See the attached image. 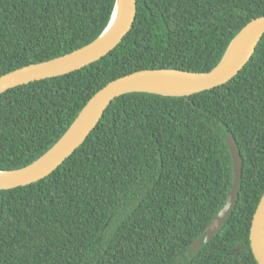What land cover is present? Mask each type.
Returning a JSON list of instances; mask_svg holds the SVG:
<instances>
[{
  "label": "trees",
  "instance_id": "16d2710c",
  "mask_svg": "<svg viewBox=\"0 0 264 264\" xmlns=\"http://www.w3.org/2000/svg\"><path fill=\"white\" fill-rule=\"evenodd\" d=\"M135 23L108 55L0 94V170L45 154L87 102L135 71H211L264 0H137ZM116 0H0V76L94 41ZM240 194L208 244L189 249ZM264 194V36L229 82L191 96L116 98L86 141L46 178L0 190V264H258L250 231ZM181 257H183L181 259Z\"/></svg>",
  "mask_w": 264,
  "mask_h": 264
},
{
  "label": "water",
  "instance_id": "95a60500",
  "mask_svg": "<svg viewBox=\"0 0 264 264\" xmlns=\"http://www.w3.org/2000/svg\"><path fill=\"white\" fill-rule=\"evenodd\" d=\"M137 11V0H116L112 18L99 37L65 55L33 63L0 76V94L34 81L69 74L102 59L130 32ZM263 36L264 16H261L252 19L242 28L231 41L221 61L211 71L144 69L109 82L87 102L65 134L45 154L22 168L0 170V190L26 186L53 173L86 141L110 104L122 95L148 92L165 96H191L229 82L251 60ZM226 141L232 155L234 172L230 194L219 213L190 247L188 252L191 255L203 243L208 244L221 232L233 213L240 194L243 178L241 150L231 134H227ZM250 241L258 264H264V194L253 217Z\"/></svg>",
  "mask_w": 264,
  "mask_h": 264
}]
</instances>
